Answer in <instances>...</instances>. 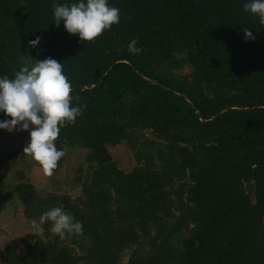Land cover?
Returning <instances> with one entry per match:
<instances>
[{"label":"trees","instance_id":"1","mask_svg":"<svg viewBox=\"0 0 264 264\" xmlns=\"http://www.w3.org/2000/svg\"><path fill=\"white\" fill-rule=\"evenodd\" d=\"M77 2L0 0V78L51 57L86 105L55 141L84 152L81 194L29 179L13 193L27 218L62 207L83 234L45 223L0 264H264V25L250 0H108L120 22L83 43L54 24V3ZM122 143L130 170L111 151Z\"/></svg>","mask_w":264,"mask_h":264},{"label":"clouds","instance_id":"2","mask_svg":"<svg viewBox=\"0 0 264 264\" xmlns=\"http://www.w3.org/2000/svg\"><path fill=\"white\" fill-rule=\"evenodd\" d=\"M243 7L246 12L258 15L259 23L264 25V0H250ZM53 9L54 24L59 27L63 22L65 30L77 35L82 43L94 42L121 19L120 9L110 6L108 0H78L71 5L54 3ZM243 31L246 41L255 40L251 31ZM40 39L37 36L28 46L37 47ZM137 43L136 39L130 41V53L142 51L136 47ZM33 60L34 64L22 67L14 78H0V112L10 117L0 122V129L8 132L31 129L23 152L39 163L45 176H52L58 161L66 155L55 143L60 130L68 123L75 124L86 105L72 106V85L62 63L51 57ZM48 222H51V231L61 239L66 235L83 234V224L62 207L47 210L39 217V222L33 219L31 227L37 234H43V225Z\"/></svg>","mask_w":264,"mask_h":264},{"label":"rangeland","instance_id":"3","mask_svg":"<svg viewBox=\"0 0 264 264\" xmlns=\"http://www.w3.org/2000/svg\"><path fill=\"white\" fill-rule=\"evenodd\" d=\"M188 70L186 68L182 72ZM30 130L0 132V248L12 243L20 254L25 250L23 235L34 229L31 227L32 219L25 216L18 197L15 195L17 199L13 198L16 183L21 179H29L41 194L54 191L77 197L81 194V187L74 178L84 159L82 149L67 148L62 167L52 176H45L42 167L23 152L30 139ZM111 151L121 168L130 170L135 166L136 160L124 143L111 147Z\"/></svg>","mask_w":264,"mask_h":264}]
</instances>
